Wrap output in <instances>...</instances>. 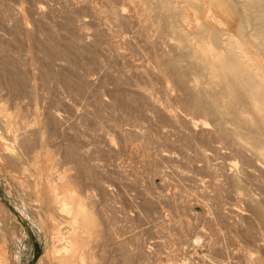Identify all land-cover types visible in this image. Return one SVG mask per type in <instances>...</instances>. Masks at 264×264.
<instances>
[{
    "label": "rangeland",
    "instance_id": "obj_1",
    "mask_svg": "<svg viewBox=\"0 0 264 264\" xmlns=\"http://www.w3.org/2000/svg\"><path fill=\"white\" fill-rule=\"evenodd\" d=\"M73 1L37 0L36 5L41 6L43 13L36 16L30 0H0V110L4 106V114L7 110L6 114L15 122H20L21 117L32 121L39 115L37 129L50 137L49 155L59 158L56 160L60 161V168H75L73 172L79 171V177L93 185L101 179L112 185L113 196L102 195V200L98 197L97 206L110 216L106 214V217L114 219L113 226L119 236L125 234L119 237L123 240L116 250L118 253L103 251L104 264H264V218L253 211L245 197L234 191L223 174L229 169L241 172L247 195L264 207L262 160L251 165L248 156H239L230 140L222 136H215L218 140L196 137L187 129L183 117L207 120L191 109V93L175 87L167 80L170 77L142 73L148 63L149 69L156 71L159 50L154 48L153 39L148 40L138 25L130 27L124 22H115L107 14L111 5L106 0L91 3L106 15L101 14L104 23L99 27L95 26L97 20L90 2L76 9ZM131 2L115 0V4L122 6L124 15H128ZM234 2L229 10L232 15L225 13L226 19L223 15L226 24L235 22L240 11L239 4ZM21 6L26 9L30 54L41 83L36 91L44 97V101L37 103L36 92L25 80L24 66L27 68L29 61L27 40L18 14ZM84 14L90 16L97 29L85 30L96 35L90 36L86 44L82 42L85 31L76 20ZM227 17L232 19L229 21ZM246 47L255 58L253 61L264 67V55L253 46ZM59 63L62 67L57 68L55 64ZM94 73L97 84L87 89L84 79ZM65 103L67 107L63 106ZM50 109L58 114V119L53 120L45 113ZM71 109L74 114L69 113ZM15 122L11 130L17 131L19 123L14 125ZM209 142L212 145L217 142L219 151L224 150L226 154L213 152L207 169L201 152L209 151ZM229 146L232 150L227 149ZM163 153L170 158L164 159ZM257 163H261L260 168ZM4 167L0 161V228L6 233V258L10 259L5 264L9 261L8 264H36L49 251L48 238L35 218L26 212L21 193Z\"/></svg>",
    "mask_w": 264,
    "mask_h": 264
},
{
    "label": "bare ground",
    "instance_id": "obj_2",
    "mask_svg": "<svg viewBox=\"0 0 264 264\" xmlns=\"http://www.w3.org/2000/svg\"><path fill=\"white\" fill-rule=\"evenodd\" d=\"M106 1L111 5L110 9L108 11L106 10L107 14L115 22H124L130 27L138 25V29L142 33L145 32L148 40L152 38L153 41L151 42H154V48L156 46L157 50H159L158 54L156 53V71L149 69L150 67H148V63L146 70H143L142 73L144 74L148 71V73H155V75L157 74L161 76L162 74L163 76H166V78L170 77V79L172 78V81L170 79L167 80H169L170 83L173 82L175 87L178 86L185 88L187 89L186 91L191 93V109L197 112L203 120L205 119L207 121L205 122L195 118L183 117L184 122L187 124H185L187 129L189 128V131L196 134V137L200 135V139L201 137L203 138V136L204 138L207 137L209 140L215 136L227 138L230 140V144H233L235 148L233 150L240 153L239 156L242 154L248 156L247 158L252 161H250L251 165H254L252 163L256 162V160H262V163L264 164V67L262 63L261 65L259 62L255 63V61H253L255 58L250 56V52L246 47L247 45L253 46L259 51V53L264 55V0H132V5L128 8L130 9L128 15H124L126 13L122 12V6L118 3L115 4V0ZM234 1L239 4L240 11H237L238 15L234 18V23L231 22V24H226L224 21L226 19V14L232 10L231 8H233V5L235 4ZM30 2L35 6L34 15L40 16L43 12L41 6L36 5L37 0H30ZM73 2V8L77 9L80 5H85L89 2L91 6L93 1L74 0ZM94 2L96 3V1ZM91 7L92 9L94 8L92 13L96 16L97 20L95 26L99 27L100 25H103V19L100 18L102 9L99 10L98 8L100 7L97 8L94 5ZM18 14L23 23L22 30L25 33V38L27 40L29 66H27V68L24 66L26 70L24 71L26 72L25 80L29 84L28 86L36 92H34L35 103L42 102L44 101V97H42L41 94H37L36 91L37 89L39 90L41 83L38 81L39 75L36 73L37 70L35 72L37 66L33 61V55L30 54V44L27 39L30 30L26 25V9L24 6H21ZM229 14H231V12ZM223 15H225V19ZM80 16V18L77 16L76 20L83 31L91 28L97 31L92 25V21L88 18L90 17L89 15L84 14ZM105 16L106 15L103 17ZM231 19L228 18L229 21ZM124 23H122V25H124ZM90 36L92 37L93 33L88 34L85 31L82 35V42L84 41L86 44V42L90 40ZM124 63L126 64V62ZM55 66L57 68L62 67L60 63L57 65L55 64ZM94 75L95 73L85 77L84 80L87 89H90L97 84L96 78L93 77ZM63 106L67 107V104L65 103ZM39 107L41 108L42 106ZM21 108L24 107L21 106ZM3 110H5L4 106ZM3 110H0V161L3 166L5 165L7 174L14 181L16 187L20 191L26 212L35 218L41 230L48 238L49 251L47 250L48 252L42 255L38 261H36V264H104V256H102L103 251L105 253V249H107L111 253L116 254L115 252H117L116 250L118 249V246L122 245L120 241L123 240L121 238L119 239V237L125 234L123 233L119 236V233L114 229V219H109L110 216L106 212L104 213V210L101 207L99 208L97 206L100 196H113L111 194L112 185L109 183L107 184L106 180L103 181L102 179L99 180V183L97 181V184L94 183L95 185H93L89 183V181L87 183L82 180L80 178L81 176L79 177L77 174L79 171L76 173L73 172V170H76L75 168L72 170L69 168H60V161L56 160L59 158L55 157L54 154L49 155L51 150L49 149L48 151L50 144L47 143L50 137L46 136L45 131H41L39 128L37 129L38 124L40 123L37 122L39 119L38 114L36 119H33L35 118V116H33V122L27 120L25 117H21L20 121L16 116L15 119L20 122L16 121L19 123V126L17 128L18 130L14 131L13 129L11 130V128L15 121L12 118H9L11 115L6 114L8 112L7 110L5 114ZM36 110L35 112L37 113ZM66 111L68 112V110ZM45 113L53 120L59 118L58 114L51 111V109L50 111L47 110ZM69 113L74 114L72 109L69 110ZM11 120L13 121L12 124ZM44 123L46 125V122ZM45 125L43 128L47 129ZM11 131H13L12 133H15L12 134ZM61 133L63 132L61 131ZM212 140H214V138ZM212 140L211 143L213 142ZM211 143L210 148L207 146L209 148L208 152H205V150L201 152L202 157L205 159L204 161L207 169L210 168L209 160L212 157V153L214 152L216 154L221 151H219V145H216L217 142L215 145H212ZM230 147L231 146H229V148L227 147V149L232 150ZM223 152L225 151L222 150L220 155L226 154ZM233 153L235 152L233 151ZM162 157H164V159L170 158L167 153H163ZM63 160L65 161V159ZM243 161L245 160L243 159L242 163ZM260 164L261 163H257V168L261 166ZM128 173L129 175L133 174L130 169L128 170ZM223 174L225 175L224 180L226 179L228 184L233 186L234 191L239 196L241 195L245 197V201L247 200L248 204L253 206V211L264 218V207L254 199L249 198L247 195L245 187L241 182L243 178L240 179L241 172L238 174L235 170L229 169L228 172H224ZM84 179L86 180L85 177ZM101 198L100 200H102ZM103 206L105 207V205ZM117 209H115V211H117ZM111 211L110 213L112 214ZM233 212H236V214L239 213L236 210H233ZM106 214L109 218L106 217ZM1 228L0 264H5L8 258H6L8 250L5 246L7 240L5 237L6 233L1 230ZM129 239L131 241L130 237ZM141 256L143 257L142 254ZM117 260L118 259L115 261ZM9 262H7V264ZM108 264L112 263L110 262Z\"/></svg>",
    "mask_w": 264,
    "mask_h": 264
}]
</instances>
